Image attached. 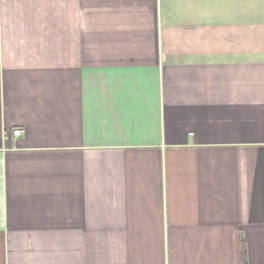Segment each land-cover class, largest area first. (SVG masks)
Instances as JSON below:
<instances>
[{
	"label": "crops",
	"instance_id": "1",
	"mask_svg": "<svg viewBox=\"0 0 264 264\" xmlns=\"http://www.w3.org/2000/svg\"><path fill=\"white\" fill-rule=\"evenodd\" d=\"M242 237L264 264V0H0V264H242Z\"/></svg>",
	"mask_w": 264,
	"mask_h": 264
},
{
	"label": "trees",
	"instance_id": "2",
	"mask_svg": "<svg viewBox=\"0 0 264 264\" xmlns=\"http://www.w3.org/2000/svg\"><path fill=\"white\" fill-rule=\"evenodd\" d=\"M241 251H242V264H249L247 257V244L244 237H242Z\"/></svg>",
	"mask_w": 264,
	"mask_h": 264
},
{
	"label": "built area",
	"instance_id": "3",
	"mask_svg": "<svg viewBox=\"0 0 264 264\" xmlns=\"http://www.w3.org/2000/svg\"><path fill=\"white\" fill-rule=\"evenodd\" d=\"M23 130L21 128H15L12 133L13 135L17 136L20 135Z\"/></svg>",
	"mask_w": 264,
	"mask_h": 264
}]
</instances>
